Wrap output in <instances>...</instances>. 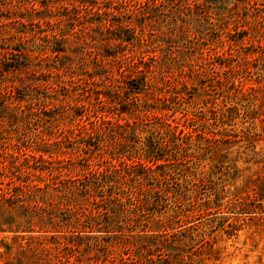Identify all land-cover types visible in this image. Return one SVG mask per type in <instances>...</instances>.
<instances>
[{"label":"rangeland","instance_id":"374dc122","mask_svg":"<svg viewBox=\"0 0 264 264\" xmlns=\"http://www.w3.org/2000/svg\"><path fill=\"white\" fill-rule=\"evenodd\" d=\"M130 28L138 39L119 38ZM142 60L145 112L97 99L128 95ZM158 118L189 131L168 188L198 179L189 199L169 193L171 263L264 264V0H0V264L130 262L120 231H98L100 200L74 187L78 138Z\"/></svg>","mask_w":264,"mask_h":264},{"label":"trees","instance_id":"16d2710c","mask_svg":"<svg viewBox=\"0 0 264 264\" xmlns=\"http://www.w3.org/2000/svg\"><path fill=\"white\" fill-rule=\"evenodd\" d=\"M129 30L128 36L122 35L119 38L130 42L138 39L134 30L132 28ZM136 63L134 62L135 65ZM140 63L144 69H140L137 78L132 79L138 82L135 85L132 80L126 82L130 84L127 89L125 87V92H129L128 95L123 92L112 97L110 93L98 91L97 99L101 100L103 94L110 99L120 100L122 111L132 110L139 114L145 112L147 103L142 104L141 95H144L145 89L149 86L146 81L148 68L145 66V61L142 60ZM158 119L159 125L146 122L147 129L145 127L135 129L138 126L137 121L133 124L128 123L127 126L122 123L113 126L97 124L92 130L86 131L87 134L78 138L81 143L78 144L79 158L88 171L82 173L80 177L73 178L74 187L79 189L81 186L78 196H83L87 200H100V203L96 202L98 210L90 209L91 213L98 212L99 215H105L104 223L97 227L98 231L105 233L120 231L128 246L134 247V253L130 254L131 260L126 264H176L171 263L172 255L177 253L171 247L177 241L172 240L171 237L175 235L171 233L173 227L166 221L167 212L170 213L169 193L176 192V198L186 200L196 195L198 190L193 187L198 183V179L190 178L187 174L178 179L177 187L172 191L168 188L169 179L180 174L174 169L175 166L186 163V158L178 154V148L189 131L186 132L184 128L173 125L165 119ZM123 127L124 131H122ZM117 133L122 136L125 143L113 146L109 144L108 136L113 134L118 137ZM171 141L176 148L171 149ZM113 160L119 163L115 164ZM93 163L104 167L96 168L91 166ZM181 170L184 171L185 168ZM80 172L78 170L74 175ZM223 198L215 196L211 199V205L204 208L207 215L213 214L214 210L224 205ZM120 214L126 222L113 229L114 224H111V220L116 219ZM91 217L95 218V215ZM189 237L198 239L191 235ZM131 238H135L136 241H131ZM181 254L183 255L180 253L178 256L180 257ZM179 262L181 263L180 260Z\"/></svg>","mask_w":264,"mask_h":264}]
</instances>
